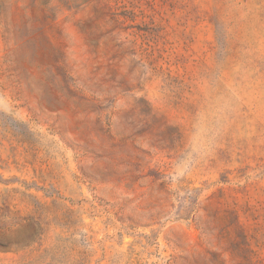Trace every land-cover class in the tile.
<instances>
[{"label":"rangeland","instance_id":"1","mask_svg":"<svg viewBox=\"0 0 264 264\" xmlns=\"http://www.w3.org/2000/svg\"><path fill=\"white\" fill-rule=\"evenodd\" d=\"M0 264H264V0H0Z\"/></svg>","mask_w":264,"mask_h":264}]
</instances>
